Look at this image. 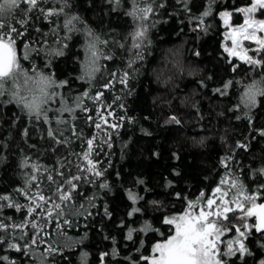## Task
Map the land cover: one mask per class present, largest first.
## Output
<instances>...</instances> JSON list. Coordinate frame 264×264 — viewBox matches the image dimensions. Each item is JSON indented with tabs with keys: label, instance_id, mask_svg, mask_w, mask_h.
<instances>
[{
	"label": "trees",
	"instance_id": "trees-1",
	"mask_svg": "<svg viewBox=\"0 0 264 264\" xmlns=\"http://www.w3.org/2000/svg\"><path fill=\"white\" fill-rule=\"evenodd\" d=\"M69 3L71 7L66 12L79 16L83 21L76 22L79 31L68 34L62 27L63 15L50 18L52 22L41 17L30 22L25 37V42L47 41L48 46L56 49L60 47L56 41L70 35L64 55L49 58L42 50L39 55L31 53L32 59L22 63L30 68L34 60L48 73L49 69L43 66L51 59L55 79L69 81L68 87L58 91L66 94L70 103L72 97L84 91H89L90 95L103 92L104 103L111 104L109 110L114 112L109 123L121 124V127L115 131L95 129L88 116L93 121L98 119V105L89 99L84 101L89 112H76L75 124L78 129H83L84 137L93 134L98 137L99 147L93 159L100 161L99 167L105 171L104 179L110 190L83 184L85 195L96 194V206L91 207L83 198H78L75 206L83 203L85 209L80 210L83 214L66 213L64 217L54 216L47 222L44 238L60 252L50 259L55 264H83L82 257L86 254V264H101V254L108 252L110 255L105 257L104 264H145L139 258L149 255L152 246L163 237L158 232L134 233L133 240L128 241L127 227L138 228L147 220L167 235L168 226L161 222V217L181 212L186 203L184 199H177L176 194L196 199L200 192H204L205 198L210 197L228 171L221 164L226 157H231L233 175L239 176L249 191H255L258 184L264 183V177L253 178V170L264 167V137L257 132L264 129V97L257 98V107L249 113L253 121L251 125L244 115L248 109L241 103L245 85L260 79L264 67L254 68L228 57L224 52L226 27L220 16L224 11L233 12L231 24H242L243 16L235 9L249 6L251 0H215L211 15L205 18L207 27L204 31L193 30L195 24L189 15L199 17L207 9L208 0H190L191 13L185 12L178 0H156L157 4L164 3L165 7L158 9L147 22L154 26L148 30L147 41L142 48L143 59L136 60L134 71L126 67L129 53L113 48L111 43L113 37L124 42V37L135 28L133 19L126 15L131 10V0H122L117 11H112L106 0H69ZM43 6L59 7L55 0H48ZM258 15L264 17L260 12ZM37 27L40 32L35 31ZM86 28H91L101 39L109 40L108 48L113 49V60L99 61L101 71L91 84L78 79L88 55L85 50L88 40L84 34ZM130 44L129 38L126 48ZM98 47L108 51L103 45ZM196 52H199L198 56ZM18 54H24L22 47H18ZM233 65L238 66L235 71ZM125 70L132 72L127 88L118 82V78L112 80L110 75L113 71L122 74ZM109 80H112L111 86L105 89L104 85ZM229 80L232 85L226 95L215 91ZM116 96L120 99L116 100ZM56 106H59L58 102ZM65 116L67 118V114ZM121 116L123 121L119 119ZM172 116L180 123L172 122ZM46 127L42 121L30 120L15 103H8V97H0V192H12L23 184L19 165L25 156L32 157L31 162L53 169L58 157L68 156V148L59 147L55 153L51 151L52 141L46 138ZM25 128L27 137L22 135ZM105 133H111V148L101 143L106 139ZM238 142L246 144L247 149L237 148ZM5 144L7 147H3ZM70 148L81 152L82 142L76 140ZM71 159L75 160V157ZM138 180H143L144 184H138ZM129 188L144 197L141 201L144 213L134 217L135 224L127 216L131 207L126 196ZM19 199L26 203L22 197ZM153 200L161 202V210H154L151 203H145ZM257 202H264V193ZM105 205L111 218L104 213ZM86 212L93 215L87 216ZM4 215L12 216L19 223L24 213L5 209ZM63 219L70 222L64 224ZM58 222L60 227H57ZM122 222L125 227H120ZM253 222L252 218L249 223ZM27 231L31 233L32 230ZM246 243L253 255L244 261L236 259L235 264H259L264 259V248L260 246L264 244V234L253 232ZM113 249H116L115 256L111 255ZM43 250L41 245L37 252ZM3 254L15 258L17 264H28L27 258L19 253L4 251ZM33 264H38V261H33ZM229 264L233 262L230 260Z\"/></svg>",
	"mask_w": 264,
	"mask_h": 264
},
{
	"label": "snow or ice",
	"instance_id": "snow-or-ice-1",
	"mask_svg": "<svg viewBox=\"0 0 264 264\" xmlns=\"http://www.w3.org/2000/svg\"><path fill=\"white\" fill-rule=\"evenodd\" d=\"M178 2L183 5L185 12L191 13L190 0ZM45 3H48V0H0V97H8V103L19 106L30 120L35 118L37 123L42 121L47 126L46 138L52 141V152H57L59 147L68 148L69 152L67 157H58L54 169L38 162H31L32 157L25 156L19 165L23 173V184L15 187L12 192H0V264H17L16 259L4 255V251L21 254L27 258L28 264H33V261H38V264H55L50 258L59 255L60 252L54 244L44 238L47 235L45 232L47 222L54 216L64 217L66 213L83 214L80 210L85 209V205L81 203L79 207L75 206L78 198H83L91 207L96 206L94 203L96 194L85 195L83 184L96 185L100 190H110L108 182L104 179L105 171L99 167L100 161L93 159L99 147L97 135L85 138L83 129H78L75 124L77 111L85 114L89 112L84 104L85 99L98 105L96 109L98 119L93 121V118L88 116V121L94 124L95 129L103 131L104 128H110L115 131L121 127V124L109 123V117H114V112L109 110L111 104L104 103L103 92L98 91L95 95H90L89 91H84L72 97L70 103L68 96L58 91L68 87L69 81L55 79V73L51 71V59L43 66L49 69L48 73L38 67L34 60L30 68H26L22 63L32 59L31 53L39 55L42 50L49 58L63 56L64 49L68 47L67 40L70 39V35L57 40L56 43L60 47L56 49L48 46L47 41L25 42L33 19L38 20L42 17L52 22L50 18L63 15L65 19L62 27L68 34L79 31L76 22L83 23L79 16L66 12V9L71 7L69 0H55L59 7L45 8L43 6ZM106 3L112 6V11H117L122 0H106ZM214 3L215 0H208L207 9L199 17L189 15V19L195 24L193 30H206L205 18L211 15ZM164 7V3L157 4L156 0H131V10L127 11L126 15L133 19L135 28L124 37V42L117 37L111 40L113 48L123 49L129 53L127 69L134 71L136 60L143 59L142 48L147 41L149 28L154 26L147 22L158 9ZM235 11L244 17L240 26L230 24L233 12L220 13L224 26L229 29L225 40L230 41V44L224 45V52L229 58H236L254 68L264 67V19L256 17L258 12L264 14V0H251L249 6L237 8ZM35 31L41 30L37 27ZM84 34L88 38L85 49L88 55L78 79L91 84L96 74L101 71L99 61L113 60V49L108 48L109 40L101 39L91 28H86ZM129 38L131 44L126 48ZM245 41L256 47H246ZM37 44L40 47H36ZM98 45H103L108 51H103ZM18 47L24 50L22 56L18 54ZM250 52L255 55H250ZM195 55L198 56L199 52ZM237 67L233 65V71ZM110 75L112 80L118 78V82L127 88L132 72L125 70L120 74L113 71ZM112 80L104 85L105 89L111 86ZM231 85L232 81L229 80L215 91L220 95H226ZM258 97H264V74L260 79H254L245 85L241 96V103L248 109L244 115L249 125L253 122L249 113L257 107ZM115 99L119 100L120 97L116 96ZM57 102L59 106H56ZM120 107L123 108L124 105L121 104ZM119 119L123 121L124 117L121 116ZM170 120L176 124L180 123L175 116L170 117ZM257 132L259 136L264 137V129ZM145 134L150 135L148 132ZM22 135L28 136L27 128ZM105 135L106 139L101 143L111 148V133ZM76 140L82 142L81 152H75L70 148ZM236 147L247 149L246 144L239 142ZM73 156L75 160L71 159ZM230 160L231 157H226L221 161L222 166L228 171L221 177L219 185L210 197L205 198L204 192H200L196 199L182 198L179 193L176 194L177 199H184L186 203L181 212L161 217V222L168 226L167 235L147 220L138 228L127 227L128 241L133 240L134 233L146 235L149 232H158L163 237L152 246L150 254L141 256L140 260L145 264H229L231 260L235 264L236 259L244 261L246 257L253 255L246 242L253 232L264 234V202H257L264 193V183L258 184L255 191H249L239 176L233 175ZM25 169L28 171H24ZM256 177H264V167L253 170V178ZM137 183L143 185L144 181L138 180ZM126 196L131 202L127 216L132 224H135L134 217L144 213V206L141 204L144 197L131 188L126 190ZM19 197L26 203H22ZM145 203H151L154 210L162 209L160 201ZM5 209L23 212L21 221L17 223L12 216L4 215ZM104 213L111 218L106 205ZM86 214L93 215L91 212ZM252 218L254 222L249 223ZM69 222L68 219H63L64 224ZM57 227H60L59 222ZM120 227H125V224L122 222ZM27 229H31V233ZM41 245L44 250L37 252ZM260 246L264 248V244ZM109 255L108 252L101 254V264H104L105 257ZM111 255H116V249H113ZM82 261L86 264V254ZM259 264H264V259L260 260Z\"/></svg>",
	"mask_w": 264,
	"mask_h": 264
},
{
	"label": "rangeland",
	"instance_id": "rangeland-1",
	"mask_svg": "<svg viewBox=\"0 0 264 264\" xmlns=\"http://www.w3.org/2000/svg\"><path fill=\"white\" fill-rule=\"evenodd\" d=\"M259 13V12H258ZM258 13L256 14V17L257 18H259V19H264V17H260L259 15H258ZM243 16V15H242ZM243 19H244V17H243ZM243 23V22H242ZM230 24H231V20H230ZM232 25V24H231ZM241 25V24H240ZM240 25H238V26H240ZM229 31V29L228 28H226V32H225V35H226V33ZM227 44H230V41H227ZM244 44H245V46L246 47H248V46H251L250 48H254V47H256L254 44H250L248 41H245L244 42ZM254 46V47H253ZM254 219V218H253Z\"/></svg>",
	"mask_w": 264,
	"mask_h": 264
}]
</instances>
